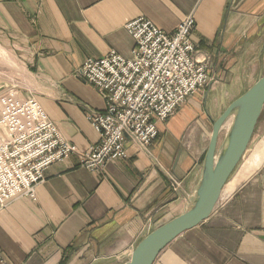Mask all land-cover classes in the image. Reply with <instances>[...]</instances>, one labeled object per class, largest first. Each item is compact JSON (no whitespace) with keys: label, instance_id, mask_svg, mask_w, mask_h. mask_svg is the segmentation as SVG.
Segmentation results:
<instances>
[{"label":"crops","instance_id":"1","mask_svg":"<svg viewBox=\"0 0 264 264\" xmlns=\"http://www.w3.org/2000/svg\"><path fill=\"white\" fill-rule=\"evenodd\" d=\"M188 16L195 55L207 59L214 82L159 123L147 149L127 140L125 155L99 173L81 167L73 152L45 170L34 199L20 196L0 207V248L8 264H124L145 235L188 209L208 124L264 68V0H0V46L34 80L7 64L21 76L15 85L21 95H34L79 152L98 141L82 105L103 110L105 102L75 69L110 50L130 57L133 39L125 27L134 19L171 32ZM216 89L226 104L217 100L210 111L206 96ZM259 144L212 213L176 236L153 264H264V126ZM169 173L180 180L176 192Z\"/></svg>","mask_w":264,"mask_h":264},{"label":"built area","instance_id":"2","mask_svg":"<svg viewBox=\"0 0 264 264\" xmlns=\"http://www.w3.org/2000/svg\"><path fill=\"white\" fill-rule=\"evenodd\" d=\"M125 28L133 39L130 57L110 50L85 59L73 73L105 102L103 110L82 105L98 134L88 150L76 151L36 98L20 97L13 87L0 94V207L20 196L34 199L45 170L73 152L81 167L99 173L125 155L127 140L147 149L158 135V124L208 83L207 59L197 58L191 41L192 17L183 18L171 32L144 17ZM170 185L179 189L174 179ZM0 264H8L1 248Z\"/></svg>","mask_w":264,"mask_h":264},{"label":"water","instance_id":"3","mask_svg":"<svg viewBox=\"0 0 264 264\" xmlns=\"http://www.w3.org/2000/svg\"><path fill=\"white\" fill-rule=\"evenodd\" d=\"M264 106V71L233 99L213 121L202 160L201 177L188 209L151 230L134 247L124 264H153L176 236L205 220L215 208L221 191L244 154ZM226 126L221 151L218 136Z\"/></svg>","mask_w":264,"mask_h":264},{"label":"rangeland","instance_id":"4","mask_svg":"<svg viewBox=\"0 0 264 264\" xmlns=\"http://www.w3.org/2000/svg\"><path fill=\"white\" fill-rule=\"evenodd\" d=\"M2 59L4 61H6L0 55V85H3V82H5V81L6 82H9V83H8V86H6V87H4V86L3 87H0V94L2 92H4L7 88L13 87L14 89H16L18 91V94H19L20 97H29V96L34 97V95L31 94V93H28V94H25V95H21L20 94V89H19L18 85H15L16 84L15 80H18L20 82L19 77H21V76L15 75L14 73H12L10 71V69H9V66L10 65L7 63L9 65L8 66L4 62H2L1 61ZM263 71H264V68L259 73V76L263 73ZM208 75L210 77L208 83L204 87H202L201 89H199V90H202L201 95L205 93V90L209 86V84L212 81L214 82L213 75L210 72H208ZM199 90H197V92H199ZM217 100L221 104V107H223V105L225 106V104H226V97H224L223 91L220 90V89H216V90H213V91H209L207 93V96H206V104H205L206 108L208 110H210V111H214L215 110L214 109V106H215L216 102H218ZM186 102H187V100L181 106H179L170 117H173L182 108V106ZM195 120L196 119L193 120V123H189V126H192V124L194 126V124L196 122ZM211 125H212V123H209L208 124V133H209V135L211 133ZM263 126H264V110H262V112H261V115H260V117L258 119V122H257V124L255 126L254 132L252 134L251 140H250V142H249V144H248V146H247L244 154L242 155V157H241L240 161L238 162L237 166L235 167V169L233 170L232 174L228 178L227 182L229 181V179L231 177H233L235 175V173H237L238 170H240L241 168L243 169V167L248 164L249 160H253L255 158L254 155L256 153H258L257 146H260L259 141L261 139V132H262ZM187 130H188V127L184 130V135H186V133H188ZM158 134H159V131H158ZM224 134L225 133H224V130H223L221 132V134L219 135V139H218V142H217V153L221 151L222 144H223V139H224ZM185 141H187V140L185 139ZM207 141H208V138L205 140V143ZM173 179L179 183V187H180V180L174 174L169 173V180H170L169 181V187L171 188V190H173L174 192H176V190H174V188L170 185V183H172ZM226 183H225V185H226ZM225 185H224V187H225Z\"/></svg>","mask_w":264,"mask_h":264},{"label":"bare ground","instance_id":"5","mask_svg":"<svg viewBox=\"0 0 264 264\" xmlns=\"http://www.w3.org/2000/svg\"><path fill=\"white\" fill-rule=\"evenodd\" d=\"M0 55L7 62L4 61L3 59L1 61L4 62V63H6V64L8 63L13 68V70L16 72V74H21V76L25 77V79L28 82H34V80L32 79V76H30L29 74H27V72H25L24 69L17 68V66L15 65L14 61L12 60V57L10 56V54L5 49H3L1 46H0Z\"/></svg>","mask_w":264,"mask_h":264}]
</instances>
